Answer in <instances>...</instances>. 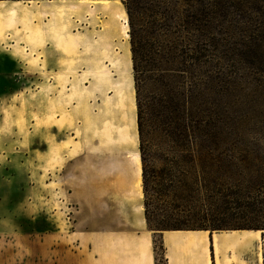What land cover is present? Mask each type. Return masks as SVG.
<instances>
[{"label":"rangeland","instance_id":"1","mask_svg":"<svg viewBox=\"0 0 264 264\" xmlns=\"http://www.w3.org/2000/svg\"><path fill=\"white\" fill-rule=\"evenodd\" d=\"M124 1L127 3V0H121L128 18L126 38L122 36L121 21L113 25L109 15L101 10L97 18L79 19L74 23H56L49 17L0 20L2 52L21 60L26 70L38 72H30L22 79L14 74L15 67L8 58L0 54V173L3 176L0 191L4 188L1 181L11 178L5 168L19 171L29 168L31 183L41 189L39 194L34 189L30 194L31 229L38 228L37 222H33L38 218L34 216L47 210L52 225H56V234H60L57 224L63 229L62 235L67 234L64 217L68 201L64 186L55 191L53 183L54 127L63 132L62 149L70 143L76 147L79 140L85 144L97 137L100 144H118L107 126L110 120L100 113L108 109L104 93L112 95V92L102 90L91 76L104 70L109 58L94 54L78 41L85 36L98 38L97 33L102 29L99 40L105 49H116L126 40L131 52L138 140L134 146L119 143L140 154L142 189L146 185L151 197H158L151 209L153 219H166L169 228L201 224L209 232L231 228L260 230V239L223 251L221 264H264V0H128L129 12ZM60 30L71 37L70 42L64 41ZM132 49L136 64L148 50L160 68L179 69L174 71L171 112L164 119L168 123L167 134L183 129L187 133L213 134L236 141L201 147L198 149L201 153H193L203 161L183 164L180 173L202 184L191 188V202L185 206L170 204V194L165 196L161 190L166 181L163 168L167 157L178 154L169 153L163 118L158 120V126L155 122L152 126L145 119L149 116L142 113L144 125L138 126V104L160 90L144 83L136 91L138 77ZM178 97L182 98L179 104ZM156 107L158 114L162 108ZM70 131L78 137L77 141L70 136ZM33 143L38 150L47 147L42 158H33L35 165L32 159L28 162L32 157L23 155ZM189 150L188 147L177 149L183 154ZM38 173L50 180L45 182L48 186L42 187L35 180ZM230 185L237 186L238 191L227 190ZM126 199L136 206L138 218L144 212V192L141 199ZM215 223L227 224V229H211ZM159 231L152 230L154 264H165ZM37 233L33 231L31 238L37 239ZM137 248L141 257L140 246ZM180 248L184 250L179 252V263L195 264L187 251L191 249ZM175 250L168 264L170 261L178 264L173 255Z\"/></svg>","mask_w":264,"mask_h":264},{"label":"crops","instance_id":"2","mask_svg":"<svg viewBox=\"0 0 264 264\" xmlns=\"http://www.w3.org/2000/svg\"><path fill=\"white\" fill-rule=\"evenodd\" d=\"M0 54L8 58L15 67L14 74L22 79L30 72L38 73L26 70L21 60L5 55L1 49ZM70 136L77 141L78 137L73 131H70ZM53 139V183L55 191L57 187L62 189L64 186L65 199L68 201L65 214L70 211L69 220L65 218L66 215L64 217L68 232L62 235L63 229L57 224L60 234H56V225H52L47 210L34 216L38 218L33 221L37 222L38 228L31 229L29 198L33 189L37 194L41 189L31 183L33 179L30 178L29 168L28 171L24 168L21 171L5 168V173L8 171L11 178L6 177L5 181H1L4 188L0 191V264H142L135 245L139 240L149 241L154 264V233L147 228L143 210L137 218L136 206L125 197L124 152L100 144L98 137L85 144L79 140L78 146L70 143L62 149L63 132L56 126ZM34 143L23 151L24 157H32L28 158L29 163L35 156L40 159L47 152L46 146L38 150ZM32 164L36 162L33 160ZM10 166L13 167V163ZM35 180L42 187L48 186L45 182L50 181L41 173L37 174ZM59 201L63 202V198ZM166 230L172 229L158 232L165 264H168L173 249H177L173 255L180 264L179 252L184 249L179 246L169 249L165 242ZM33 231L38 232L37 239L31 238ZM213 232L208 231L205 242L210 251L211 264H216L211 249ZM187 251L196 264L195 253ZM221 256L220 262L223 260Z\"/></svg>","mask_w":264,"mask_h":264},{"label":"bare ground","instance_id":"3","mask_svg":"<svg viewBox=\"0 0 264 264\" xmlns=\"http://www.w3.org/2000/svg\"><path fill=\"white\" fill-rule=\"evenodd\" d=\"M100 10L109 15L113 25L115 23L118 25L121 21L122 36L128 37V18L121 0H0V20L9 22L49 17L56 23H74L79 19L97 18ZM113 30L115 31V26ZM60 31L64 35V41L70 42L71 37L65 34V30ZM101 32L102 29H99L98 38L85 36L86 38H80L78 41L83 47H89L94 54L109 58L110 62L105 64L104 70L93 72L91 76L96 79L102 90L112 92V95L104 93L103 100L108 109L100 110V113L110 120L107 126L114 135V139L118 141V144H112L113 147L124 152L125 197L141 199L143 189L140 154L136 149L120 146L119 143L121 141L124 145L134 146L137 145L138 140L135 86L131 77V52L126 40L122 41L116 49H105L99 40ZM85 61L90 62L88 59ZM83 85L86 91H89L88 86ZM111 121L112 123L115 121V124ZM142 209L140 205L139 210ZM165 233V242L169 249L175 246L191 249L197 256V264H211L210 251L205 242L207 230L178 229L166 230ZM260 235V230L251 229H227L213 232L211 249L215 255L216 264H221L219 258L223 251L232 249L239 243L250 244L252 240L260 239ZM136 245L140 246L142 264H153L149 241L139 240ZM260 259L259 252L258 261Z\"/></svg>","mask_w":264,"mask_h":264},{"label":"trees","instance_id":"4","mask_svg":"<svg viewBox=\"0 0 264 264\" xmlns=\"http://www.w3.org/2000/svg\"><path fill=\"white\" fill-rule=\"evenodd\" d=\"M125 2V6L127 8V11L129 12V3L127 0ZM147 50V49H146ZM158 52H160V49L158 47ZM133 52V64L135 68V73L137 74L136 78V91H139V86L141 84H149L152 86H155L156 91L152 96L145 97L143 101H141L138 104V126L141 128L142 124L144 125V122L142 123V113H145V115L149 116L145 119H148V122L153 126V123L155 122L158 126V120L162 121L163 130L167 134V121L166 120L168 114L171 112L170 110V101L173 99V93H174V79L176 77V74H174V71H179V69L176 68H160L159 63L154 58V55L152 52L148 50L142 54L141 59L136 64V61L134 59V49H132ZM177 103H181L182 98L178 97ZM157 105H159L162 110L157 114ZM156 112V113H155ZM159 118V119H158ZM146 122V120H145ZM167 137V147L169 148V153H178L176 155L168 156L167 162L165 165V168H163V173L165 175V183H162L161 190H163L164 195L168 196L170 194L169 203L172 205H179V206H185L187 203L191 202L190 197V191L191 188L196 184L202 185L198 182H195V178H188L185 173L182 172L181 167L183 164H189L194 161H203L200 160L199 157L193 153L194 151L198 154L201 153L200 150H198L201 147H213L218 146L220 144H226V143H232L236 142L233 141V139H228L226 137H221L213 134H202V133H187L186 131H183V129H179L177 132L173 133L172 135L168 133L166 135ZM190 148V152L187 154L179 153L177 151L178 148ZM170 155V154H169ZM179 156V157H178ZM180 169V170H179ZM178 173V174H177ZM214 188L219 191V188L217 187V184L214 183ZM226 189H232L235 191H238L237 186L230 185L226 187ZM234 191V192H235ZM144 216L146 220L147 227L150 230H164V229H207V227L201 225V224H192L190 226H183V225H172L170 228L167 227L168 223H165L166 219H159L155 220L154 218V210H151L154 206L155 199H158L156 196L154 199L151 197L148 189L146 188V185L144 186ZM228 195H225L224 198H227ZM153 219V220H152ZM227 224L224 223H215L213 224V228L211 229H227ZM232 226V225H229ZM232 229V228H231ZM234 229V228H233Z\"/></svg>","mask_w":264,"mask_h":264},{"label":"built area","instance_id":"5","mask_svg":"<svg viewBox=\"0 0 264 264\" xmlns=\"http://www.w3.org/2000/svg\"><path fill=\"white\" fill-rule=\"evenodd\" d=\"M69 213H70V211H67L66 214H65L66 215V219H68V220H69Z\"/></svg>","mask_w":264,"mask_h":264}]
</instances>
